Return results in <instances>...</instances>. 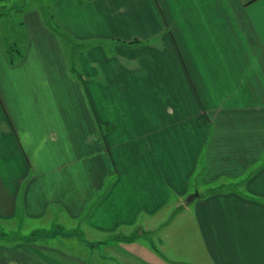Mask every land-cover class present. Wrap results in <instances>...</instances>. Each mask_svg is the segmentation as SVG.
Returning a JSON list of instances; mask_svg holds the SVG:
<instances>
[{"label": "crops", "instance_id": "1", "mask_svg": "<svg viewBox=\"0 0 264 264\" xmlns=\"http://www.w3.org/2000/svg\"><path fill=\"white\" fill-rule=\"evenodd\" d=\"M54 1L23 13L16 65L0 36V227L264 264V0ZM29 239L0 264H113Z\"/></svg>", "mask_w": 264, "mask_h": 264}, {"label": "rangeland", "instance_id": "2", "mask_svg": "<svg viewBox=\"0 0 264 264\" xmlns=\"http://www.w3.org/2000/svg\"><path fill=\"white\" fill-rule=\"evenodd\" d=\"M54 3V0H0V36L4 40L5 51L8 52L10 50L13 59H17L18 50L20 53H23V48L26 44V34L23 32L24 30L21 26L23 13L31 8L43 9L46 19L50 23H53L51 9ZM60 32L62 31H59V35L64 40L65 47L74 56L77 50L72 47L71 39L67 34ZM19 59L13 60V63L10 60L9 62L16 65L20 61ZM207 191L209 189L205 193ZM61 219L58 221L60 222ZM63 224V226L59 224H52L54 226L48 225L46 231H39L34 234L30 231L35 227L30 230V225L26 224L23 231L20 229L16 233L18 236H15L12 232L8 233L7 230L5 231L4 228L0 227V243H2L1 240L4 238L18 241V239L25 236L67 248L74 253L84 254L89 258L94 255L99 256L103 260L113 264H140L123 250L122 241H117L119 240L118 238L112 239L107 243L102 242V239L88 243L82 238L80 233H77L78 228H80L79 224H72L68 221H64Z\"/></svg>", "mask_w": 264, "mask_h": 264}, {"label": "trees", "instance_id": "3", "mask_svg": "<svg viewBox=\"0 0 264 264\" xmlns=\"http://www.w3.org/2000/svg\"><path fill=\"white\" fill-rule=\"evenodd\" d=\"M8 56H9L10 62L13 63L14 62L13 60H18L19 58L21 59L23 57V53H20V51L18 50V52H17V59H13L12 53L10 52V50H8ZM215 192H218V189L209 190L208 192H206V194H208V193H215ZM28 241H36V240L33 239V238H30Z\"/></svg>", "mask_w": 264, "mask_h": 264}, {"label": "water", "instance_id": "4", "mask_svg": "<svg viewBox=\"0 0 264 264\" xmlns=\"http://www.w3.org/2000/svg\"><path fill=\"white\" fill-rule=\"evenodd\" d=\"M197 197H198V194H193V195L189 196V197L186 199L184 205H185V206H188V205L191 204V203H192Z\"/></svg>", "mask_w": 264, "mask_h": 264}]
</instances>
